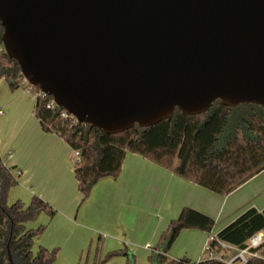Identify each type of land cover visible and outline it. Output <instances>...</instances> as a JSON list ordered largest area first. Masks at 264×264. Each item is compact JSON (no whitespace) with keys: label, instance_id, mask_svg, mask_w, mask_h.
<instances>
[{"label":"water","instance_id":"water-1","mask_svg":"<svg viewBox=\"0 0 264 264\" xmlns=\"http://www.w3.org/2000/svg\"><path fill=\"white\" fill-rule=\"evenodd\" d=\"M6 54L106 134L264 107V0H0Z\"/></svg>","mask_w":264,"mask_h":264},{"label":"trees","instance_id":"trees-1","mask_svg":"<svg viewBox=\"0 0 264 264\" xmlns=\"http://www.w3.org/2000/svg\"><path fill=\"white\" fill-rule=\"evenodd\" d=\"M0 78H5L11 90L27 89L16 60L6 54L1 40ZM39 88L32 86L36 98L35 115L44 131L56 134L73 151L81 152L74 161L78 190L85 200L92 188L104 177H118L127 152L147 157L217 194L227 195L264 170V107L256 104L227 106L217 100L205 112L188 115L177 109L174 114L150 127L135 125L120 133L106 134L103 130L79 122L64 108H47L51 96H38ZM66 114L63 115L62 113ZM0 157V264H54L56 249L33 247L46 226L28 227L42 212L49 216L55 210L43 198L34 195L29 205L17 200L8 203L9 192L17 186L20 172L14 174ZM215 220L192 208L184 207L178 218L170 222L158 244L153 247L152 264H227L219 259L171 258L168 251L184 229L211 232ZM264 232V209L250 207L216 234L213 246L224 255V242L236 250L246 248L249 239ZM251 251L245 264H264V242ZM119 251L113 252L119 254Z\"/></svg>","mask_w":264,"mask_h":264},{"label":"crops","instance_id":"crops-1","mask_svg":"<svg viewBox=\"0 0 264 264\" xmlns=\"http://www.w3.org/2000/svg\"><path fill=\"white\" fill-rule=\"evenodd\" d=\"M35 105L33 93L23 88L13 91L6 79L0 78V157L8 168L20 172L17 186L9 192L8 203L21 200L26 206L37 195L55 210L53 216L42 212L28 223L30 228L46 226L35 241L37 251L41 245L49 250L64 246L60 239L52 237L51 231L65 233V241L70 243L75 239L81 241V237L87 240L89 233L80 235V227H84L79 222L84 200L74 180L72 149L56 134L43 130L34 112ZM91 191L87 202L100 198L96 208V221L102 225L99 230L112 229L115 236L134 243L144 241L145 245L155 247L184 207L212 217L215 225L211 233L214 234L246 209H264V170L233 192L221 195L147 157L127 152L120 175L101 178ZM92 232L96 235L98 231ZM209 234L200 229L182 230L168 255L186 257L193 262L201 260ZM179 244L182 246L177 249ZM232 251L236 252L231 255ZM236 253V248L231 246L225 254L233 257Z\"/></svg>","mask_w":264,"mask_h":264},{"label":"rangeland","instance_id":"rangeland-1","mask_svg":"<svg viewBox=\"0 0 264 264\" xmlns=\"http://www.w3.org/2000/svg\"><path fill=\"white\" fill-rule=\"evenodd\" d=\"M22 82L27 84L24 80ZM71 152L72 160L75 161L76 157L74 155V151L72 150ZM12 171L14 174L16 173L15 169ZM74 180H76V177ZM90 195L84 200L79 220V222H81L84 226L80 227V235H84L83 232H87V234L89 233L88 239L85 240L81 237V241L79 239H75L74 243H70L65 241V233H52L51 231L50 234H52V237H57L64 245L62 248H55L57 254L54 264H152L150 260L153 249L152 244L145 245L144 241H141V243L136 241L135 243L131 242V240H126L124 237L115 236L116 233L112 229L106 230L107 232L99 230V227L102 225L96 221V208L100 198H97L89 203L86 200L90 197ZM90 209L92 210L89 211ZM134 224L137 225V222H134ZM110 225L111 223H109L107 227ZM92 230L98 231L96 235H94ZM157 242L159 241H156V245L158 244ZM180 246L182 245L179 244L177 249L180 248ZM224 249L225 255V253H227V249ZM34 251H36V246L34 247ZM116 251H119L120 253L112 255V253ZM138 252H142V255ZM234 252L231 255H233Z\"/></svg>","mask_w":264,"mask_h":264},{"label":"built area","instance_id":"built-area-1","mask_svg":"<svg viewBox=\"0 0 264 264\" xmlns=\"http://www.w3.org/2000/svg\"><path fill=\"white\" fill-rule=\"evenodd\" d=\"M24 81H26L27 84H29V86L27 87L26 90H28L29 92H31L32 90V85L30 83H28V81L24 78ZM38 96H42V97H46L48 96L46 93L42 92L39 90V92L37 93ZM37 98V97H36ZM59 106L54 102V100L52 99L50 102L47 103V108L49 109H56ZM63 115H65L66 113L63 112ZM74 155L76 157V161H80L81 159V152L80 151H74ZM216 234L211 233L208 236L207 242L205 244V247L203 249V256L204 258H208V259H219L222 260L224 262H226L227 264H245L249 258V256H257L256 252L251 251L253 248H257L259 247L263 242H264V232H258L256 234H254L250 239H249V243L248 246L246 248L243 249H239L237 250V253L235 256L233 257H228L226 254L225 255H220L216 253V248L213 246V242L216 240ZM219 244L226 249L231 248L230 245L224 243V242H219Z\"/></svg>","mask_w":264,"mask_h":264}]
</instances>
